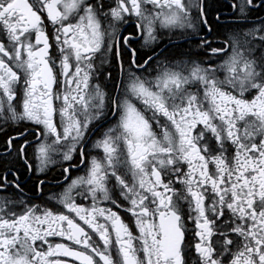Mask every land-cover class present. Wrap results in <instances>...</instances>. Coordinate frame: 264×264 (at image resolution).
Wrapping results in <instances>:
<instances>
[{
    "label": "snow or ice",
    "instance_id": "6c2138e0",
    "mask_svg": "<svg viewBox=\"0 0 264 264\" xmlns=\"http://www.w3.org/2000/svg\"><path fill=\"white\" fill-rule=\"evenodd\" d=\"M216 4L0 0V264H264V0Z\"/></svg>",
    "mask_w": 264,
    "mask_h": 264
},
{
    "label": "flooded vegetation",
    "instance_id": "af4514ba",
    "mask_svg": "<svg viewBox=\"0 0 264 264\" xmlns=\"http://www.w3.org/2000/svg\"><path fill=\"white\" fill-rule=\"evenodd\" d=\"M236 0H217V4L216 7L220 10V12L222 13L221 16V21L224 22V26L220 27L218 29V31L220 33H227L230 28L233 26L230 21L234 20L236 18V12L235 9H232L230 7V5L232 3H235ZM261 17L264 18V11H260L258 13H255L252 17L253 20L256 19V17ZM49 31L51 32V29H49ZM132 31L131 28H128L127 26H125V30L122 31L123 35H127L128 32ZM139 40V37H138ZM135 46V45H134ZM215 46V45H214ZM189 50L195 51V40L193 39L192 41L185 43L183 40H179V42H176L175 38H174V42L172 44H169L167 47L164 48V55L161 56V60H163L165 57H167L168 61L170 62H175V63H179L182 60H187L188 58L186 56H182V53H186ZM198 59V58H197ZM156 68V65H153V69ZM150 72L152 71V69L149 70ZM139 107V104L137 105ZM19 110V109H18ZM111 123H115V118H113L111 120ZM26 126L31 127L30 124H26ZM108 125H106L105 127H107ZM15 126H6L7 131L14 134L13 132V128ZM6 135L3 133H0V172H3L5 170V164H4V157H3V153L5 152V140H6ZM30 139H34L33 137H29ZM96 139H99V134L97 136H94L91 138V142H94ZM29 154H31L32 149H29ZM92 155H96V156H101L102 152L99 150H95L92 149ZM8 161H10V163L8 164V167L12 168L13 171H15L16 168H20V164L18 162H13V158L12 157H7ZM211 168V166H210ZM22 175H21V179L25 181L27 187L25 188V191L27 193V195L23 196V197H19V199H22L24 201H29L31 203H36V204H44V201L47 200L48 195H50L52 192H57L60 191L61 189L59 187H57L56 181L58 179H62V177L60 176V168L59 166L53 167L50 172H49V180L50 183L48 185V189L45 193V195L43 197H39L38 195L33 193L32 191H30V189L32 188V183H31V173H24L23 169H21ZM83 168H81L79 171H73L72 175L76 176V175H83ZM9 179L11 180L12 177L9 176ZM66 183V182H65ZM0 196H7L9 199H17V196L14 192V190L9 189L7 192H3L0 193ZM77 202L79 203L80 200L78 198ZM87 205V201L84 202ZM48 206H52L51 204H49ZM107 206H111V205H107ZM16 211H21L20 208L15 209ZM116 210V209H114ZM122 217L125 219L126 222L129 223L130 227H131V221L129 219V217L121 212ZM186 226L189 230H191L193 228V225L191 223V221H187L186 222ZM134 234H136L135 229H133ZM186 239L190 244H194L196 242V240L192 237L191 235V231H189L188 234H186ZM54 242H61L59 240V238H57ZM186 260L189 262V264H196V260H197V256L194 252V250L189 251L186 253Z\"/></svg>",
    "mask_w": 264,
    "mask_h": 264
}]
</instances>
